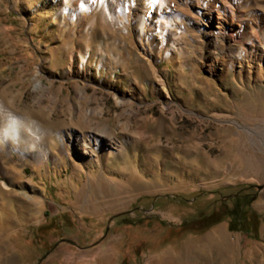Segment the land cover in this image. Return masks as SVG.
I'll list each match as a JSON object with an SVG mask.
<instances>
[{"label": "rangeland", "instance_id": "rangeland-1", "mask_svg": "<svg viewBox=\"0 0 264 264\" xmlns=\"http://www.w3.org/2000/svg\"><path fill=\"white\" fill-rule=\"evenodd\" d=\"M226 1L0 0V264H264V0Z\"/></svg>", "mask_w": 264, "mask_h": 264}, {"label": "bare ground", "instance_id": "bare-ground-1", "mask_svg": "<svg viewBox=\"0 0 264 264\" xmlns=\"http://www.w3.org/2000/svg\"><path fill=\"white\" fill-rule=\"evenodd\" d=\"M120 5H127L129 6V4H131V2H140L141 4H144V1L146 0H116ZM99 0H92V4L93 5H96L98 4ZM211 4H212V8L214 9V11L212 12H209V15L212 19V21L215 20V12H217L218 14H220L218 12V9H219V5L222 4L224 10L226 12H231L233 14V12L235 11L233 8L234 7H231L232 5H228L227 1L226 0H211ZM130 7V6H129ZM144 8V7H143ZM156 11V8L155 7H150L148 8V12L150 13H153ZM140 14H144L142 10H139ZM220 18H218L219 20ZM251 26V25H250ZM214 35V34H213ZM215 39L218 40V36H215ZM262 48L264 49V46H262ZM78 146H80L81 149L84 150L85 153H87V150H86V146H87V143L85 140L81 141V144H79ZM3 235V234H1ZM215 238L220 241V240H225L226 242H228V235L227 233L225 232L224 229H220L217 233L214 234Z\"/></svg>", "mask_w": 264, "mask_h": 264}, {"label": "trees", "instance_id": "trees-1", "mask_svg": "<svg viewBox=\"0 0 264 264\" xmlns=\"http://www.w3.org/2000/svg\"><path fill=\"white\" fill-rule=\"evenodd\" d=\"M252 220L248 218V215H240L239 216V221L238 224L233 225L232 229L234 230H239V231H244V232H250L252 230L254 232L253 237L258 238V218L257 216L252 212L251 214ZM258 222V223H257Z\"/></svg>", "mask_w": 264, "mask_h": 264}]
</instances>
